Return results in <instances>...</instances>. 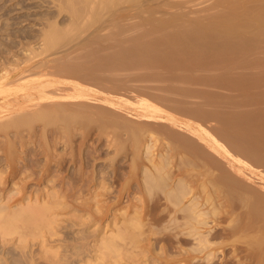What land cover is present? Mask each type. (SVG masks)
Wrapping results in <instances>:
<instances>
[{
	"label": "bare ground",
	"instance_id": "bare-ground-1",
	"mask_svg": "<svg viewBox=\"0 0 264 264\" xmlns=\"http://www.w3.org/2000/svg\"><path fill=\"white\" fill-rule=\"evenodd\" d=\"M157 1L48 0L0 38V238L50 231L88 178L95 261L264 264V0ZM99 144L127 170L88 173Z\"/></svg>",
	"mask_w": 264,
	"mask_h": 264
},
{
	"label": "rangeland",
	"instance_id": "rangeland-1",
	"mask_svg": "<svg viewBox=\"0 0 264 264\" xmlns=\"http://www.w3.org/2000/svg\"><path fill=\"white\" fill-rule=\"evenodd\" d=\"M160 1L161 0L157 2L161 4ZM53 14H55L54 8L51 4H49L48 0L47 2L43 0H0V27L3 26V23L8 20L13 21L12 19H14L16 16H17L16 18L18 19V22H17V19L15 18L14 21H16V23L11 24V26L9 25V27H7L8 29L7 28L5 29L4 27L5 25L3 26L4 29L2 27H1L2 29L0 28V38L5 39V40L6 38H8L9 40V38L11 37L9 36L10 34H8L9 32L10 33L13 32L15 34V32L17 33V31L18 33L21 32L22 29L35 32L36 29L40 27L38 22L41 21V19L49 15H53ZM63 16L64 14L61 13L59 14V16H57V19H61ZM3 37H6V38H3ZM1 46L2 44L0 43V47ZM90 141L91 140H89V142ZM99 145L101 146V149L98 148V151L96 153L98 156H100L99 159H96V161L93 159L89 161V158L87 159L88 165L86 163L85 169L88 170V173H91L93 169H97V168H99V170L101 171L109 172L113 169L114 164L119 165V166L122 164L121 167L117 166L119 167L118 170H120L121 172L122 171L125 172V170H127L128 165L126 164L128 163L125 161L124 158L120 159L122 160L121 162H119L120 164L115 163V160L113 162L112 161L110 162L109 156L111 157L112 153L106 152L107 150L105 151L104 147H102L101 144ZM81 149L83 150V147ZM81 149L80 151L82 153ZM86 152H88L87 149H86ZM105 152H106V155H105ZM116 158H118V156ZM109 163L111 164L114 163V164H112L111 166ZM98 164L100 165L98 166ZM124 166L126 167L124 168ZM64 167L66 168V170L64 168L63 171L64 170L65 171L63 173L73 171L72 168L74 167H75L74 170L76 172V166L74 167L72 165L70 166V163L67 165V167L66 165ZM122 167L124 168V170L121 169ZM87 179L88 178H86V181L85 180L82 181L79 179L76 180L75 178L74 180L70 181V183L72 182L71 186H73V188L77 187V189L76 188L73 189L75 190L74 192L77 191L79 193V194L77 192L74 193V195L77 194L75 195L74 198H73L74 195L71 196V192L73 190L72 191L69 190L65 192L66 194L70 192L68 195L65 194L67 197H64L65 195L61 196V194H59L60 196L57 199L59 204L53 206V208L51 209L49 213L52 223L49 229L50 231L47 230L48 233H45L47 232L46 230L45 231L42 230L39 236H35V237L28 236L27 241L21 242V243H18V242L16 243L17 240L14 239L16 238L15 237L16 235H14V238L12 237L11 239L7 237H6L7 239L0 238V264H96V263L102 264V262L104 264V261H101L100 259H99L100 261L94 260L95 259L94 256H96V254L94 255L95 248H93L94 246L92 244L94 243L93 241L94 239H96L94 237L97 233H99V230L97 232L93 230V228L96 229L95 227H98L97 226L98 224L94 222V220L92 219V214H91L93 211V207H92L93 200H92V195H91L92 191L90 190H91V186L94 183L93 181L91 182L90 179L87 182ZM39 181L36 179L35 180L29 179L26 182V193L29 195L32 194L30 196V199L32 200L35 199V196L37 195H38L37 196L38 198L43 197L44 194H46L44 192L45 191L48 192L47 190H49L50 188L49 186H51L52 184H55L57 188H58L57 185H59V182H60V185L63 184L60 180L59 181L56 180V182H53V183L52 182L45 183V181H42V180H39ZM79 181L81 182L79 183ZM66 183L68 184V182ZM66 183H64L63 185H66ZM83 183L85 185H83ZM103 183L104 182H101L100 184L104 185ZM66 186L67 188H69L68 187L69 185H66ZM79 189L82 192L79 191ZM30 190H31V193H30ZM100 191L96 193L97 194L99 193L97 195V199H99V204L101 206V204L105 205L107 202L104 203L105 197L104 195H101L103 191L102 192ZM113 195H115V193H112L110 197H112ZM68 197L69 199H67ZM100 211L101 212L99 213L97 212L99 215L102 214V212H104L102 210ZM102 223L103 221H101V224ZM93 233L95 234L93 235ZM156 251L157 250L154 251L155 253L151 252V254L150 252L146 253L144 251L142 252L141 255L138 256L137 261H133L134 263L133 262L132 263L133 264H158L159 261L156 259V256L158 257V254H157L158 251L157 252ZM128 262L131 263L130 261ZM128 262H126V260H119V261L113 262V264H129Z\"/></svg>",
	"mask_w": 264,
	"mask_h": 264
}]
</instances>
